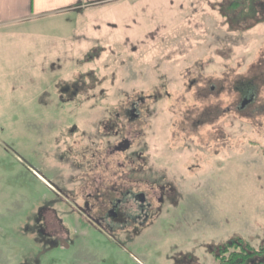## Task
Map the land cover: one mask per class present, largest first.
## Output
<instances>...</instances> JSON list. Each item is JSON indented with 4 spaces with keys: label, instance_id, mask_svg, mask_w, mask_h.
<instances>
[{
    "label": "rangeland",
    "instance_id": "rangeland-1",
    "mask_svg": "<svg viewBox=\"0 0 264 264\" xmlns=\"http://www.w3.org/2000/svg\"><path fill=\"white\" fill-rule=\"evenodd\" d=\"M189 1L119 2L115 43L80 14L0 36V264H217L235 238L264 247V0ZM134 99L150 116L135 144L187 207L133 240L74 227L48 186L127 162L108 147ZM98 130L105 148L88 143ZM51 204L66 245L40 214Z\"/></svg>",
    "mask_w": 264,
    "mask_h": 264
},
{
    "label": "flooded vegetation",
    "instance_id": "flooded-vegetation-1",
    "mask_svg": "<svg viewBox=\"0 0 264 264\" xmlns=\"http://www.w3.org/2000/svg\"><path fill=\"white\" fill-rule=\"evenodd\" d=\"M91 52L94 50L89 53ZM251 101L252 95H244L238 108L246 107ZM145 103L146 101L134 99L129 106L121 111L120 116L129 125V135L108 147L109 155L125 154L127 158L125 164L121 162L116 164L118 171L108 173L107 177L102 172H87L82 185L86 186L77 190L71 188L68 181L65 182L64 179L58 184H54V187L48 184L57 200L62 205L70 207L68 209L71 214L74 213L78 216L72 222L74 227L92 228L101 234L133 240L142 236L147 229L166 226V211L170 208V203V205L173 204L172 208L179 212V215L182 204L184 203L183 206L187 207L185 200L175 199L172 187L166 182L169 181V175L165 173V170L158 171L156 169L155 162L152 161L154 156L145 155L144 147L135 144L134 139L138 137V128L145 123L146 126L149 124V114L141 112ZM102 123L100 122V129H102ZM96 134L92 135L94 137L89 139L88 143L96 146L99 142L105 148L104 132L99 131ZM45 136H49L50 140L47 141L51 143L56 137V131H49ZM51 148L57 150L52 145ZM130 150H134L132 155L129 154ZM99 160V165L104 170L107 169L109 165H106V162L103 163V158H99ZM62 161L59 162L66 164L69 162ZM69 164L72 165L71 162ZM55 171L56 177L57 175H60L58 177L65 176L64 170L60 173L56 167ZM67 174H71V171H68ZM89 175L91 176L89 177ZM36 176L41 177L38 174ZM68 180L75 181L73 177ZM41 181L45 182L42 178ZM53 207L52 204L42 207L40 214L51 213L54 216L53 219H44L43 222L48 229L53 228L59 242L66 245L64 242L65 226L60 217L55 215ZM61 233L63 234L61 235Z\"/></svg>",
    "mask_w": 264,
    "mask_h": 264
},
{
    "label": "crops",
    "instance_id": "crops-1",
    "mask_svg": "<svg viewBox=\"0 0 264 264\" xmlns=\"http://www.w3.org/2000/svg\"><path fill=\"white\" fill-rule=\"evenodd\" d=\"M122 1L123 0H0V36L7 33L16 34L27 31L46 20L80 14L84 19L86 28L87 26L88 28L94 26L96 29V36L90 40L109 39L113 41L112 43H115L117 35L112 29L116 28L115 22L120 17L119 14L121 9L117 4ZM194 2L195 1L192 0L188 3ZM98 24H101L102 27ZM155 33H157L156 36H158L160 32ZM163 33H166V31Z\"/></svg>",
    "mask_w": 264,
    "mask_h": 264
},
{
    "label": "trees",
    "instance_id": "trees-1",
    "mask_svg": "<svg viewBox=\"0 0 264 264\" xmlns=\"http://www.w3.org/2000/svg\"><path fill=\"white\" fill-rule=\"evenodd\" d=\"M217 264H264V247L254 248L241 238H235L215 253Z\"/></svg>",
    "mask_w": 264,
    "mask_h": 264
}]
</instances>
